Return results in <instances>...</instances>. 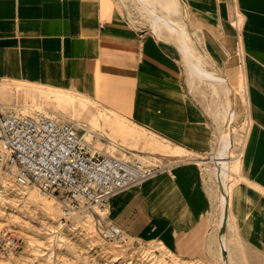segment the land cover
Returning a JSON list of instances; mask_svg holds the SVG:
<instances>
[{
	"label": "crops",
	"instance_id": "crops-1",
	"mask_svg": "<svg viewBox=\"0 0 264 264\" xmlns=\"http://www.w3.org/2000/svg\"><path fill=\"white\" fill-rule=\"evenodd\" d=\"M10 83L90 99L197 161L218 153V118L245 108L223 228L228 250L264 264V0H0V94ZM206 179L189 161L153 171L112 194L111 221L201 257L221 215Z\"/></svg>",
	"mask_w": 264,
	"mask_h": 264
},
{
	"label": "rangeland",
	"instance_id": "rangeland-1",
	"mask_svg": "<svg viewBox=\"0 0 264 264\" xmlns=\"http://www.w3.org/2000/svg\"><path fill=\"white\" fill-rule=\"evenodd\" d=\"M141 14L143 16L142 11ZM6 85L8 91L0 94V114L31 116L42 113L51 118H59L60 122L77 121L80 126H74L91 151L137 162L148 170L147 176L158 170L172 172L185 161L197 163L198 167L204 169L208 193L211 198L214 197L218 209V197L222 190L219 184L218 153L205 155L203 160L197 161L199 156L184 149L180 153L164 151L165 146H173L150 136L152 134L145 130L140 134L141 129L136 127L133 130V125H130L132 130L121 128L119 125L122 117L107 112L90 99L64 94V91H59L62 92L60 94L56 90L37 88L32 84H20L19 89L13 87L15 83ZM226 117L218 118L219 141L224 136L230 141L225 155V160H229L225 181L230 190L240 171L238 156L246 132L247 111L244 108L243 115ZM85 130L90 133L87 138L82 136ZM4 173L7 172L0 173V230L11 231L21 239V245L17 253L0 258V264H260L262 257L257 250H228V227L219 225V218L215 220L214 230L212 226L211 229L208 227L210 234L201 257L195 256V253L190 256L182 255L181 249L176 250V246L162 235L146 239L137 236L133 239L125 234L127 239L124 242L107 240L91 214L75 213L64 217L61 205L53 197L47 196L58 209L57 219L50 224L48 218L43 217L42 207L26 200L27 191H34L36 194L39 191L34 187L18 188L13 182L12 174ZM1 180L7 183L3 186ZM4 187L7 190L2 192ZM218 211L221 212V209ZM110 214L109 210L108 218L111 221ZM217 214L220 215L219 212ZM212 231L216 234L214 241ZM220 232L225 233L226 247L223 250L220 249Z\"/></svg>",
	"mask_w": 264,
	"mask_h": 264
},
{
	"label": "built area",
	"instance_id": "built-area-1",
	"mask_svg": "<svg viewBox=\"0 0 264 264\" xmlns=\"http://www.w3.org/2000/svg\"><path fill=\"white\" fill-rule=\"evenodd\" d=\"M13 171L19 186L52 196L63 216L96 218L107 240L124 242L122 229L108 218L112 193L148 175L137 162L91 151L74 125L45 114H0V173ZM21 239L0 230V258L19 251Z\"/></svg>",
	"mask_w": 264,
	"mask_h": 264
},
{
	"label": "bare ground",
	"instance_id": "bare-ground-1",
	"mask_svg": "<svg viewBox=\"0 0 264 264\" xmlns=\"http://www.w3.org/2000/svg\"><path fill=\"white\" fill-rule=\"evenodd\" d=\"M153 0H151V2H152ZM141 2L142 3H150L151 4V2H150V0H141ZM149 11L151 12V13H153V14H155V17L157 18V19H159V18H161L160 17V15H158L154 10H153V6L152 7H150V9H149ZM171 29L172 30H174V31H178V29L177 28H174V27H171ZM198 70L202 73V74H204V76H206V77H209V78H214V79H216L218 82H224V79L222 78V77H220V76H215V75H213V74H211V73H208V72H205V71H203V70H201L200 68H198ZM241 83V82H240ZM241 85V84H240ZM15 88H18L19 89V86L18 85H16L15 86ZM55 92H58V93H62V92H59V90H56ZM64 94H67V93H64ZM229 117L231 118V115H232V113L230 112L229 113ZM53 119H55V118H53ZM59 119V118H58ZM58 119H55V120H57L58 121ZM68 121V120H67ZM70 123H72L73 125H76V126H80V123L79 122H77V121H72V120H70ZM120 124L121 125H119L121 128L122 127H127V128H129V130H132L131 129V126L130 125H133L132 127H133V130H136L137 128H140V127H138V126H136L135 124H133L131 121H129L127 118H120ZM135 126V127H134ZM137 127V128H136ZM141 129V128H140ZM83 132V131H82ZM134 132H136V131H134ZM143 132H144V130L143 129H141V132H139L140 134H143ZM82 136H84V137H89L90 136V133H89V130L88 131H86L85 130V132H83V135ZM150 136H154V135H150ZM84 141V140H83ZM85 142V141H84ZM228 145H229V139H228V137L226 136H224L223 137V139H222V141H221V145H220V148H219V150H218V159H220V160H218L217 161V163H218V166H219V171H220V173H219V176H220V183L219 184H221V187H222V190H221V193H220V195H219V197H218V203H219V205H220V209H221V212H220V214H221V218H220V222H219V225H223L224 224V222H226V221H228V219H227V209H226V205H227V193H228V187H227V184H226V181H225V177L227 176V171H228V168H229V165H228V161L229 160H225L226 158H225V155L227 154V152H228ZM164 151H168V152H173V151H177V152H179L180 153V151L182 150V149H180L179 147H169L168 145L167 146H165L164 147V149H163ZM108 155H110V154H108ZM110 156H113V155H110ZM114 157H116V156H114ZM116 158H118V159H122V158H119V157H116ZM224 159V160H223ZM123 160V159H122ZM4 174H6V175H11L12 174V177H13V171H9V172H7V173H4ZM146 177V176H145ZM145 177H143V178H141V179H139V180H142V179H144ZM139 180H137V181H139ZM2 182H3V186L7 183L6 181H4V180H1ZM136 181V182H137ZM14 182V181H13ZM133 184V183H132ZM18 188H27V187H32V186H19V185H17V184H15ZM129 186V185H128ZM127 187V186H126ZM35 188V187H34ZM125 188V187H124ZM122 189V188H121ZM7 190V188H3V190H2V192H4V191H6ZM120 190V189H119ZM118 190H115L112 194H114L115 192H117ZM1 192V191H0ZM20 192H22V191H20ZM48 195H43V194H41L40 192H39V194H36L34 191H27V197H26V200L27 201H29V203L31 202V203H38L41 207H42V210H43V217H45V218H48V221H49V223L51 224V223H53V221L55 220V219H57V216H58V209L54 206V204L52 203V201H51V199H50V197H47ZM112 196V195H111ZM52 197V196H51ZM111 198V197H110ZM56 200V199H55ZM57 201V200H56ZM58 202V201H57ZM110 213H111V211H110ZM223 222V223H222ZM122 232H123V230H122ZM123 234H124V232H123ZM220 249L221 250H223L225 247H226V241H225V238H224V233L222 232H220ZM125 235V234H124ZM118 258V257H117Z\"/></svg>",
	"mask_w": 264,
	"mask_h": 264
}]
</instances>
